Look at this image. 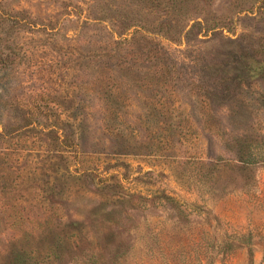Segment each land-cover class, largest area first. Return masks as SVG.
<instances>
[{"label": "rangeland", "instance_id": "obj_1", "mask_svg": "<svg viewBox=\"0 0 264 264\" xmlns=\"http://www.w3.org/2000/svg\"><path fill=\"white\" fill-rule=\"evenodd\" d=\"M0 264H264V0H0Z\"/></svg>", "mask_w": 264, "mask_h": 264}, {"label": "trees", "instance_id": "obj_2", "mask_svg": "<svg viewBox=\"0 0 264 264\" xmlns=\"http://www.w3.org/2000/svg\"><path fill=\"white\" fill-rule=\"evenodd\" d=\"M254 160L255 158H246L243 162H246L247 164H253Z\"/></svg>", "mask_w": 264, "mask_h": 264}]
</instances>
